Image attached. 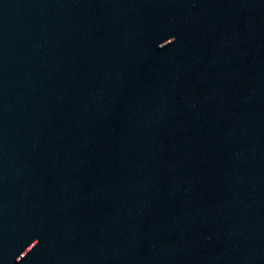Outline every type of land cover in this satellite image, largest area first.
I'll return each mask as SVG.
<instances>
[{
	"label": "water",
	"instance_id": "obj_1",
	"mask_svg": "<svg viewBox=\"0 0 264 264\" xmlns=\"http://www.w3.org/2000/svg\"><path fill=\"white\" fill-rule=\"evenodd\" d=\"M0 264H264V0H0Z\"/></svg>",
	"mask_w": 264,
	"mask_h": 264
}]
</instances>
